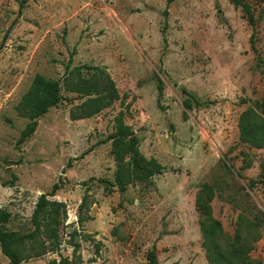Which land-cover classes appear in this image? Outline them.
<instances>
[{"label":"rangeland","instance_id":"rangeland-1","mask_svg":"<svg viewBox=\"0 0 264 264\" xmlns=\"http://www.w3.org/2000/svg\"><path fill=\"white\" fill-rule=\"evenodd\" d=\"M166 1L0 0V210L8 230L27 234L41 194L56 186L48 199L64 204L57 249L22 264H209L195 206L205 187L220 248L264 264V147L238 131L246 109L264 117V0H241L253 27L229 0ZM95 68L118 100L72 121L86 97L69 87ZM36 74L59 82L62 101L22 139L17 108ZM118 117L162 168L123 193L107 141ZM41 242L52 246L40 232Z\"/></svg>","mask_w":264,"mask_h":264},{"label":"trees","instance_id":"trees-1","mask_svg":"<svg viewBox=\"0 0 264 264\" xmlns=\"http://www.w3.org/2000/svg\"><path fill=\"white\" fill-rule=\"evenodd\" d=\"M174 0H167V7ZM235 9H241L250 26H254L255 20L251 7L241 0H229ZM20 4V8L23 5ZM167 7L163 12L164 24L162 37L165 41ZM94 73L88 79L77 76L75 82L71 83L69 91L79 96H85V100L70 111L72 121L89 119L100 114L115 101L118 100V93L114 82L105 71L95 68ZM158 93H161L160 82L157 86ZM60 85L58 81L50 80L40 74H36L23 95L17 112L19 116L28 120L23 130L22 139L32 135L37 127V120L48 112L50 108L56 107L61 101ZM185 110L190 108L186 100L182 103ZM115 129L107 137L111 142V155L116 165L114 184L120 193L134 182L148 181L153 176L162 172L160 164L154 159H145L138 149L139 139L129 126H126L121 117L115 119ZM239 141L254 149L264 147V117L255 109L249 108L243 111L238 119ZM56 186L47 194H41L37 199L31 216V224L34 228L27 234H19L6 228L10 214L0 210V252L8 260V264H22L28 258L41 257L48 251H54L58 246V235L53 227L57 223V216L64 209V204L56 200H49L55 196ZM202 194L205 198L198 196L195 200L196 209L204 217L201 225L203 237L202 245L206 250V257L209 264H249L247 252L242 248H231L222 250L218 243L223 231L221 224L211 217L210 201L212 189L204 188ZM51 241V248H47L43 242L38 244L39 233ZM38 237V238H37ZM39 246V248H38ZM26 251L27 254L25 253ZM150 263L156 264L153 258ZM48 264H69L62 259L59 262L51 261Z\"/></svg>","mask_w":264,"mask_h":264}]
</instances>
